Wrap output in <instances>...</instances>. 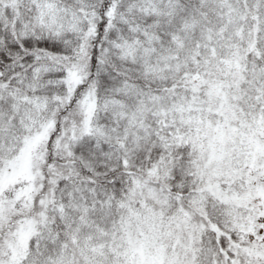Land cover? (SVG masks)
<instances>
[{
  "label": "snow or ice",
  "instance_id": "6c2138e0",
  "mask_svg": "<svg viewBox=\"0 0 264 264\" xmlns=\"http://www.w3.org/2000/svg\"><path fill=\"white\" fill-rule=\"evenodd\" d=\"M0 264H264V0H0Z\"/></svg>",
  "mask_w": 264,
  "mask_h": 264
}]
</instances>
